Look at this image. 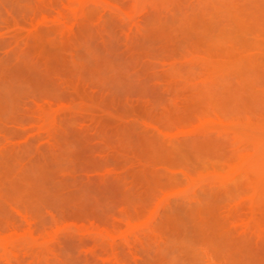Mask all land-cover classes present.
<instances>
[{"label": "rangeland", "instance_id": "rangeland-1", "mask_svg": "<svg viewBox=\"0 0 264 264\" xmlns=\"http://www.w3.org/2000/svg\"><path fill=\"white\" fill-rule=\"evenodd\" d=\"M0 264H264V0H0Z\"/></svg>", "mask_w": 264, "mask_h": 264}]
</instances>
